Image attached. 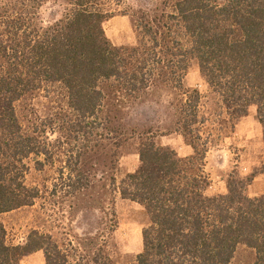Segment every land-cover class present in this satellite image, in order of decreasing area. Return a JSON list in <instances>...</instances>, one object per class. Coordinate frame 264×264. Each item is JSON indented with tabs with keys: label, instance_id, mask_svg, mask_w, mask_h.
<instances>
[{
	"label": "trees",
	"instance_id": "1",
	"mask_svg": "<svg viewBox=\"0 0 264 264\" xmlns=\"http://www.w3.org/2000/svg\"><path fill=\"white\" fill-rule=\"evenodd\" d=\"M124 1L0 0V217L38 199L39 190L25 182L31 162L41 170L58 161L46 138L23 133L16 114L22 98L43 92L65 100L64 124L74 150L60 171L69 170V176L79 174L77 163L86 151L102 147L108 94L134 102L168 89L179 97L170 129L192 155L179 158L158 146V132L129 131V139L139 142V165L115 190L146 217L136 264H230L240 245L253 251V264H264V194L249 198V181L230 175L224 195L207 196L205 172L213 130L232 133L251 106L264 141V0H164L159 14L155 8L152 15H133L134 45L116 47L103 25L129 15ZM47 3L63 9L44 26L39 10ZM191 61L215 102L214 113L204 112L197 90L184 87ZM53 123L45 121L40 130L62 129ZM115 132L109 135L118 148ZM87 185L78 182L75 190ZM38 251L45 264H69L37 232L9 244L0 220V264H19Z\"/></svg>",
	"mask_w": 264,
	"mask_h": 264
},
{
	"label": "rangeland",
	"instance_id": "2",
	"mask_svg": "<svg viewBox=\"0 0 264 264\" xmlns=\"http://www.w3.org/2000/svg\"><path fill=\"white\" fill-rule=\"evenodd\" d=\"M216 1L218 4L225 2ZM163 3L164 0H125L122 8L129 15L115 16L103 25L107 39L116 47L134 45L133 15L139 16L144 11L152 15L155 8H158L159 14ZM62 9V6L52 3L43 5L39 10L42 25L59 19ZM183 84L186 89L197 90L204 97V112L214 113L215 102L195 61L189 63ZM178 98L177 92L168 89L152 92L134 102L108 94L101 114L102 120L106 121L103 123L105 131L102 132L106 135L101 140L102 147L98 151L96 148L86 151V154L82 150L84 154L77 163L79 174H70V177L69 170L60 171L74 150V143L64 124L66 120L62 109L65 100L60 94L43 92L22 98L16 105V114L23 133L37 136L41 141L46 138L53 146L58 161L45 165L41 170L33 162L30 163L25 182L28 187L39 190V197L32 207L0 217L7 242L22 243L29 234L37 232L48 236L50 244L61 250L69 264H136L135 258L142 249L141 230L146 217L139 205L122 200L115 190L120 180L139 165V142L136 136L129 139V131L136 129V132L144 133L150 129L158 132V146L174 150L179 158H186L183 156L188 151L192 155L191 148L181 136L170 129ZM246 117L238 122L242 124L237 135L238 123L232 133L218 135L213 130L212 143L205 158V172L210 181L207 196L224 195L230 175L249 181L246 188L249 198L264 194V141L254 106L248 109ZM50 120L56 124L55 127L62 129L40 130L41 125ZM110 131L117 133L112 136L118 138V148L110 139ZM91 140L94 142L96 138ZM72 162L74 165L75 158ZM78 182L82 185L87 182V188L76 191ZM71 184L73 187L68 190L66 186ZM114 225L115 229H112ZM253 261V251L240 245L230 264H253Z\"/></svg>",
	"mask_w": 264,
	"mask_h": 264
},
{
	"label": "crops",
	"instance_id": "3",
	"mask_svg": "<svg viewBox=\"0 0 264 264\" xmlns=\"http://www.w3.org/2000/svg\"><path fill=\"white\" fill-rule=\"evenodd\" d=\"M245 118H247V117H245ZM241 124H242V122L238 123V125L236 126V130H235L236 135H237V133H239L241 131ZM189 155H191L190 151H188L187 154L183 157H187ZM223 193L224 192H222V194ZM19 264H45L44 254L41 251L35 252V253L23 258Z\"/></svg>",
	"mask_w": 264,
	"mask_h": 264
}]
</instances>
